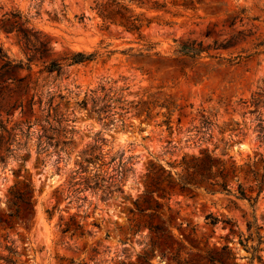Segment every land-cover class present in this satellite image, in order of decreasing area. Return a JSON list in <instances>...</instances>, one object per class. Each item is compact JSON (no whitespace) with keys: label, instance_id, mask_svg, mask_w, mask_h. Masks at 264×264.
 <instances>
[{"label":"rangeland","instance_id":"rangeland-1","mask_svg":"<svg viewBox=\"0 0 264 264\" xmlns=\"http://www.w3.org/2000/svg\"><path fill=\"white\" fill-rule=\"evenodd\" d=\"M95 1L0 0L13 62L50 40L47 61L11 72L29 91L3 113L0 264H264V102L252 103L264 52L243 56L264 36V0H114L139 31L104 20ZM213 22L219 38L251 35L178 50L211 41ZM78 50L97 53L44 68Z\"/></svg>","mask_w":264,"mask_h":264},{"label":"trees","instance_id":"trees-1","mask_svg":"<svg viewBox=\"0 0 264 264\" xmlns=\"http://www.w3.org/2000/svg\"><path fill=\"white\" fill-rule=\"evenodd\" d=\"M122 5H118L117 1L114 0H96L95 8L100 16L104 20L115 21L118 20L122 25H124L127 29L130 30H140L142 26V22H138V17H131L130 15L123 16L121 12ZM119 17H123V19H119ZM2 21H9V18H2ZM234 22H229V26H232ZM218 22H213L211 25H208L207 29L204 32V36L211 37V41L204 43L203 39L196 40L193 39H185L180 42L178 50L185 54L198 55L202 51H209V49H219V48H227L233 46L240 41H245L250 33H245L243 30H238L237 32H230L228 35L219 38L222 31L220 28H217ZM0 26L6 30L7 26L5 24H0ZM36 43L33 44L34 47H30L27 50L25 49L26 54V62L19 60L18 62H13V59L9 57L5 50L0 46V160L6 157L5 153H2V146L5 142H7V135L5 132L9 131L8 127V117L3 118V113L7 115L10 114L14 107L16 106H24V98L27 96L29 91V79L26 75L13 76L11 74L12 71H16L19 68L27 65L26 67L30 68L32 60L36 58H43V61H47V55L45 54L47 49L50 48V40L39 39L36 38ZM250 48L252 49L250 52L243 56H249L251 54H256L259 52H264V36L261 39L255 40L252 42ZM96 51L86 52L82 50L72 51L71 53L61 56V57H51L48 62L44 64V68L48 71H56L57 73L61 72L65 62L68 61L67 64L74 62H82L86 60L93 59L96 55ZM209 55H218V54H209ZM240 58L241 54H238ZM257 96H253L252 103L257 104L258 102H264V86L257 91ZM33 97L26 99L25 105L30 107L33 103ZM87 99H82L81 103H86ZM102 109V108H100ZM262 133L260 137L264 138V126L261 125ZM97 155L94 154L93 150L86 152L83 156V159L89 162L93 157ZM78 169H75L74 172H77ZM259 183H264V167L263 171L259 173L256 177ZM212 183H219L224 187V183L220 182L216 179L210 181ZM241 195L249 196L246 194L244 189L240 190ZM256 198V197H255ZM250 224L248 223V226ZM63 230H66L65 228ZM254 249H260L259 247L253 246ZM259 260H262L261 255H257ZM228 258V256H226ZM209 260L218 261L220 264H224L219 258L214 257L212 255L208 256ZM171 261H174V264H181L175 258H171Z\"/></svg>","mask_w":264,"mask_h":264}]
</instances>
